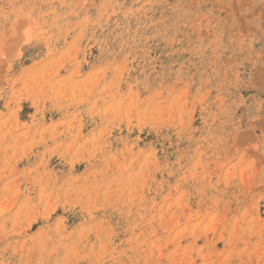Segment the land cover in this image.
<instances>
[{
  "label": "rangeland",
  "instance_id": "obj_1",
  "mask_svg": "<svg viewBox=\"0 0 264 264\" xmlns=\"http://www.w3.org/2000/svg\"><path fill=\"white\" fill-rule=\"evenodd\" d=\"M0 264H264V0H0Z\"/></svg>",
  "mask_w": 264,
  "mask_h": 264
}]
</instances>
